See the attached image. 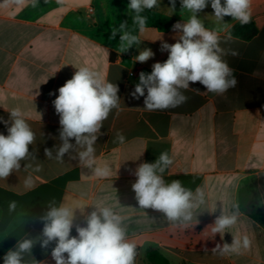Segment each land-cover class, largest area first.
Wrapping results in <instances>:
<instances>
[{"label":"crops","instance_id":"crops-1","mask_svg":"<svg viewBox=\"0 0 264 264\" xmlns=\"http://www.w3.org/2000/svg\"><path fill=\"white\" fill-rule=\"evenodd\" d=\"M128 4L129 0H0V134H8L10 124L3 121L9 120L13 108L22 110L36 134V142L29 145L36 160L21 161L20 171L0 180V205H5L0 215V264L23 238L37 241L31 254H24V264H55L51 256L55 242L42 248L38 239L44 226L40 217L51 204L75 209L74 225L80 226H86L85 216L94 206L112 207L123 218L128 240L137 246L135 264H148V249L158 250L170 264H264V226L247 215L255 205L264 215V0H252L251 22L244 26L231 17L224 18L226 23L217 21L210 3L198 14L205 27L221 37V47L228 53L224 59L238 81L234 88L217 95L198 82L190 83L199 92H184L189 97L186 103L151 112L144 108V97L134 99L131 93L140 72L151 73L154 63L166 61L168 52L161 51V43H175L177 33L172 28L138 30L140 44L120 52V34L109 37L112 28L127 20ZM170 7L169 0H160L153 9L174 24L188 20L190 13L181 9L180 0L175 10ZM146 48L154 57L135 61ZM80 67L119 87L120 107L103 121L94 145L96 165L112 169L107 178L96 177L78 159H71L75 152L65 154L62 161L55 158L62 142L52 102ZM117 132L124 135L123 143L115 140ZM70 142L75 144L74 139ZM46 148L53 151V158L45 156ZM165 151L173 163L164 179L200 178L197 188L204 191L206 203L195 213L197 225L194 219L187 228L177 227L158 211L140 209L135 199L136 168L154 163ZM26 163L40 164L42 170L25 171ZM29 173L34 180L31 189L24 186ZM64 176L62 189L51 185ZM244 180L252 183L253 193H242L245 202L237 224L213 237L209 225L221 211H235ZM12 201L16 209L9 211ZM71 235H77L75 226ZM245 235L251 247L238 255L212 251L217 243L231 244Z\"/></svg>","mask_w":264,"mask_h":264},{"label":"clouds","instance_id":"clouds-1","mask_svg":"<svg viewBox=\"0 0 264 264\" xmlns=\"http://www.w3.org/2000/svg\"><path fill=\"white\" fill-rule=\"evenodd\" d=\"M169 2L170 8L175 10L176 0ZM159 3L160 0H130L127 8L132 14V24L140 33L145 31L147 24V17L142 13L158 7ZM180 3L181 9L187 10L190 16L186 22L172 25V30L177 33L175 43L162 41L161 51L168 52L166 61L154 63L151 73L140 72L139 82L131 93L134 99L144 97V108L150 112L176 108L186 103L189 97L184 92H199L198 89H191L190 83L198 82L207 92L217 95H223L238 83L234 70L224 59L228 53L221 47L218 31L206 28L198 14L210 3L217 21L224 22L225 17H231L244 26L251 22L252 0H223V3L222 0H180ZM118 33L120 52H126L141 42L129 30L127 21L112 28L109 39H114ZM226 39H231V33L227 34ZM154 55L150 48H146L139 52L135 61L144 63ZM231 55L237 56L238 52L231 51ZM57 91L59 94L52 103L59 116V139L62 143L56 149L55 158L62 161L65 154L75 152L76 155L70 158L78 159L79 164L90 169L96 177L111 176L109 165H96L94 145L101 134L103 121L113 109L120 107L118 85L103 80L99 73L88 67H80ZM9 113V120L3 121L6 125L10 124L8 134H0V180H5L14 171H20L21 161L36 160L29 151V145L36 142L35 132L20 108H13ZM72 139L75 144L70 142ZM115 140L123 143L125 137L117 132ZM45 156L53 158V151L46 148ZM172 163L165 151L154 163L139 164L134 173L137 179L132 184L135 199L140 209L158 211L177 227L187 228L194 219L197 225L199 220L195 213L205 205V193L200 188L193 192L184 187L180 180L166 182L164 173ZM23 169L40 172L42 166L26 163ZM24 186L28 189L34 187L31 173L24 180ZM233 207L235 211L230 214L221 211L214 223L209 225L213 237L226 233V229L237 224L239 205ZM15 209L16 202H10L9 211ZM74 219L75 209L64 204L49 205L48 211L40 217L44 226L38 239L42 248L55 242L51 251L55 264H135L137 246L128 240L123 218L112 207L94 206V210L85 216L86 226L74 225ZM74 226L76 236L71 235ZM36 242L29 238L18 240L15 248L4 255L3 264H24V254H31ZM250 247L251 240L245 235L242 239L233 238L231 244L217 243L212 251L221 255H238L241 249Z\"/></svg>","mask_w":264,"mask_h":264},{"label":"trees","instance_id":"trees-1","mask_svg":"<svg viewBox=\"0 0 264 264\" xmlns=\"http://www.w3.org/2000/svg\"><path fill=\"white\" fill-rule=\"evenodd\" d=\"M130 2V0H129ZM131 13H128L127 16V23L129 30L133 31V34L137 35L138 29L135 28V26L132 24V17ZM142 15L147 17V24L146 28H153L156 29L159 32H167L172 28V25L174 24V20L166 16L154 9L151 10H145ZM67 177H62L59 178L56 181H53L51 185L53 186H59L60 189H62ZM172 180H180L183 184L184 187L191 189L194 191L197 186L200 183V178L199 177H191V176H172L169 178H166V182H171ZM243 186L240 187L239 192H238V205L239 209L243 210V203L245 202L244 196H241L242 193L250 196L253 193V187L252 183H248L247 180L243 181ZM1 209H0V215L1 212L4 210L5 205L1 204ZM247 215L249 218L252 220L260 223L262 226H264V215L262 214L261 210L257 205L253 206L252 208L249 209L247 212ZM145 261L148 264H170L169 261L156 249H148L145 252Z\"/></svg>","mask_w":264,"mask_h":264},{"label":"built area","instance_id":"built-area-1","mask_svg":"<svg viewBox=\"0 0 264 264\" xmlns=\"http://www.w3.org/2000/svg\"><path fill=\"white\" fill-rule=\"evenodd\" d=\"M89 11H91V9H89Z\"/></svg>","mask_w":264,"mask_h":264}]
</instances>
